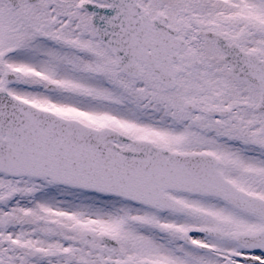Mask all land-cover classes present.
Listing matches in <instances>:
<instances>
[{"label": "snow or ice", "instance_id": "obj_1", "mask_svg": "<svg viewBox=\"0 0 264 264\" xmlns=\"http://www.w3.org/2000/svg\"><path fill=\"white\" fill-rule=\"evenodd\" d=\"M0 264H264V0H0Z\"/></svg>", "mask_w": 264, "mask_h": 264}]
</instances>
